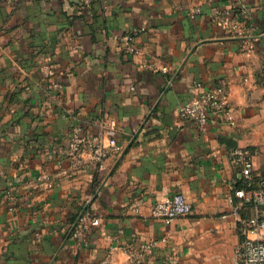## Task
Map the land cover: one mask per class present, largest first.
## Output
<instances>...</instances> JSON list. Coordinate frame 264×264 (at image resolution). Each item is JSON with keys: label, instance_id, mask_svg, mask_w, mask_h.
<instances>
[{"label": "crops", "instance_id": "0c3cea01", "mask_svg": "<svg viewBox=\"0 0 264 264\" xmlns=\"http://www.w3.org/2000/svg\"><path fill=\"white\" fill-rule=\"evenodd\" d=\"M216 4L247 10L253 37L215 25L210 0H98L88 9L0 0V264H100L128 242L156 244L144 264H241L238 226L225 217L237 183L229 152L255 151L263 176L264 0ZM133 28L144 29L140 52L127 55L122 38ZM222 80L232 122L212 115L200 131L179 117ZM106 117L119 151L103 168H72L63 151L71 130L96 132ZM177 194L191 215L152 217L156 201ZM86 211L104 221L80 238ZM115 260L128 264L121 250Z\"/></svg>", "mask_w": 264, "mask_h": 264}, {"label": "built area", "instance_id": "2783aa9c", "mask_svg": "<svg viewBox=\"0 0 264 264\" xmlns=\"http://www.w3.org/2000/svg\"><path fill=\"white\" fill-rule=\"evenodd\" d=\"M12 3L14 0H7ZM82 8H90L98 0H78ZM210 0L212 22L228 31L236 38L253 37L248 26L247 10L230 7L223 8ZM195 14V13H194ZM143 28H133L122 38L127 55H137L140 49L135 38L143 34ZM243 48H249L246 44ZM152 67V65H150ZM44 74L52 78L53 68L50 64L43 66ZM59 88L58 84L54 85ZM231 90L227 81L222 80L217 86L197 94L178 110L180 118L189 120L200 131H205L212 115L224 121L232 122L234 110L230 103ZM98 131L90 132L82 127H75L70 132V144L63 150L66 160L74 169L87 164L103 168L105 163L119 151L116 137V123L111 118L100 119L96 124ZM255 151L249 148L234 147L229 152V163L235 169L236 186L231 196L232 210L225 217H232L238 226L240 242L236 249V259L241 264H264V177L255 169ZM11 191L7 192L10 196ZM193 207L183 194L158 200L153 205L152 217L165 221H174L189 216ZM103 218L93 216L86 211L82 217L83 230L78 236L83 238L84 230L91 224L103 223ZM155 243L128 242L123 246L110 248V255L100 264H118L115 254L121 250L127 257L128 264H144L153 251Z\"/></svg>", "mask_w": 264, "mask_h": 264}, {"label": "trees", "instance_id": "16d2710c", "mask_svg": "<svg viewBox=\"0 0 264 264\" xmlns=\"http://www.w3.org/2000/svg\"><path fill=\"white\" fill-rule=\"evenodd\" d=\"M95 3V2H94ZM262 177H264V173H263V176Z\"/></svg>", "mask_w": 264, "mask_h": 264}, {"label": "rangeland", "instance_id": "374dc122", "mask_svg": "<svg viewBox=\"0 0 264 264\" xmlns=\"http://www.w3.org/2000/svg\"><path fill=\"white\" fill-rule=\"evenodd\" d=\"M264 157V156H263ZM264 160V159H263Z\"/></svg>", "mask_w": 264, "mask_h": 264}]
</instances>
